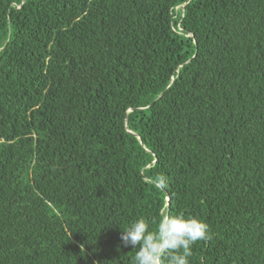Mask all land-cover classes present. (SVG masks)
<instances>
[{"label":"trees","instance_id":"16d2710c","mask_svg":"<svg viewBox=\"0 0 264 264\" xmlns=\"http://www.w3.org/2000/svg\"><path fill=\"white\" fill-rule=\"evenodd\" d=\"M165 212L264 264V0H0V264H133Z\"/></svg>","mask_w":264,"mask_h":264},{"label":"clouds","instance_id":"9594fccd","mask_svg":"<svg viewBox=\"0 0 264 264\" xmlns=\"http://www.w3.org/2000/svg\"><path fill=\"white\" fill-rule=\"evenodd\" d=\"M153 184L165 186L166 178L159 175ZM209 239L206 222L180 212H165L151 220L141 216L120 234L121 245L135 249L133 264H190L193 246Z\"/></svg>","mask_w":264,"mask_h":264}]
</instances>
